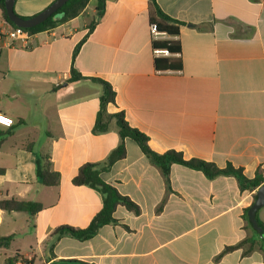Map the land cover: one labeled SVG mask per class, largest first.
<instances>
[{"label": "crops", "instance_id": "1", "mask_svg": "<svg viewBox=\"0 0 264 264\" xmlns=\"http://www.w3.org/2000/svg\"><path fill=\"white\" fill-rule=\"evenodd\" d=\"M54 1L16 0L14 11L32 18ZM97 6L90 0L78 17L34 35L30 50L1 54L0 112L15 124L0 126V201L38 202L42 210L33 217L0 210V235L14 236L10 248H0V264L16 254L50 264L52 252L89 264H264V240L244 219L257 190L242 192L234 177L208 180L174 164L167 192L160 170L131 138L126 157L101 176L141 214L119 206L118 225L88 241L52 239L61 226L86 228L100 211L101 193L73 179L87 163L103 165L121 142L116 119L107 132L94 131L104 90L91 78L116 93L106 114L123 112L153 151L231 163L248 178L264 171V0H158L183 23L179 36L164 40L179 42L181 53L168 56L152 47L150 26L159 21L152 2L105 0L100 19ZM0 27L9 28L1 9ZM157 58L180 59L182 70H157ZM73 71L85 79L71 82ZM44 157L60 174L57 186L37 175ZM257 216L264 224V207ZM248 238L255 241L249 253L247 245L217 259Z\"/></svg>", "mask_w": 264, "mask_h": 264}, {"label": "trees", "instance_id": "2", "mask_svg": "<svg viewBox=\"0 0 264 264\" xmlns=\"http://www.w3.org/2000/svg\"><path fill=\"white\" fill-rule=\"evenodd\" d=\"M149 1L154 5L155 12L159 18V21L154 23L157 25L159 31L166 32L169 36H179L180 27L183 25V23L164 14L157 6L158 0ZM89 2L90 0H69L54 16L49 18L44 23L30 29H23L32 35H36L46 30L56 28L57 26L78 17L88 6ZM97 7L99 12L98 17L100 19L105 9V0H98ZM0 9L3 12V16L6 21L10 25L15 26L8 19L5 9V0H0ZM92 28L93 26L89 28L90 32L92 31ZM152 47L154 49H166L170 54L181 53V46L179 42L152 41ZM78 48L79 46H77L75 50L74 58L78 52ZM155 67L157 70L163 69L165 71H181L182 62L180 59L175 60L169 58H157L155 60ZM81 79L85 78L76 71H73L70 81L74 82ZM90 80L100 84L104 90L94 131L98 134L107 132L110 121L112 119H116L117 125L119 127L121 142L119 146L110 154L103 165L87 163L79 168L77 175L73 179L74 185L88 186L101 193L103 202L100 211L95 215L91 223L86 228H75L68 225L57 228L51 235L52 239H54V242L61 239L62 237H70L81 242L88 241L95 237L102 227L106 225H118L119 221L115 218L114 213L119 206L125 207L128 211L134 213L136 216L141 214V207L137 203H135L129 197L122 195L115 187L106 183L101 176L103 172L108 171L116 162L126 157V138H131L134 140L140 147L142 153L152 163V165L156 166L160 170L166 184L167 192L172 190L170 186V170L174 164L200 171L208 180H214L222 176L234 177L238 182L240 191L242 192L247 190L255 191L264 184V171L262 170H258L254 178H248L244 174V170L242 168H237L231 163H228L225 167H219L213 162H208L198 158L186 159L181 152L176 150H169L162 154L153 151L149 146V138L139 130L130 127V125L125 120V115L123 112L113 115L106 114L107 105H115L116 93L112 86L102 79L91 78ZM4 174L5 170L0 168V176ZM37 175L40 178L42 184L48 187L57 186L60 182V174L52 170L50 163L45 157L37 161ZM164 204L165 200L157 208L158 213L162 211ZM0 210L8 213H26L33 217L42 210V205L38 202L10 198L0 201ZM248 211L249 208L244 211V219L248 222V225L252 227V224L249 222ZM258 223L264 229V224L259 219ZM126 229L129 228L126 226ZM255 233L258 236V233ZM13 240L14 236L4 237L0 235V248H10ZM254 243V240L248 238L235 246L226 247L225 250L217 257V259H220L228 252L241 249L247 245L251 246L249 250L246 251V253H249ZM52 247L53 245L51 246V251ZM51 258L52 262L50 264H89L78 260L57 259L53 252L51 253ZM19 261H21L22 264H34L32 260H27L20 254H16L13 257L7 258L5 264H17Z\"/></svg>", "mask_w": 264, "mask_h": 264}, {"label": "water", "instance_id": "3", "mask_svg": "<svg viewBox=\"0 0 264 264\" xmlns=\"http://www.w3.org/2000/svg\"><path fill=\"white\" fill-rule=\"evenodd\" d=\"M69 0H55L48 8L41 13L28 19H23L18 16L14 11L16 0H5V9L10 22L15 26L30 29L36 27L49 18L54 16ZM264 207V184L256 191V199L253 205L249 208L248 218L252 224L253 229L258 233L259 237L264 240V229L259 225L257 214L260 209Z\"/></svg>", "mask_w": 264, "mask_h": 264}, {"label": "built area", "instance_id": "4", "mask_svg": "<svg viewBox=\"0 0 264 264\" xmlns=\"http://www.w3.org/2000/svg\"><path fill=\"white\" fill-rule=\"evenodd\" d=\"M8 23V22H7ZM9 28L5 30L0 27V57L4 49L6 48H21L23 50H30L32 48V39L34 35L26 32L23 28L18 26H12L8 23ZM52 29L46 30V32H51ZM150 33L152 36V41H164L169 35L166 32L159 31L156 24H151ZM154 53L156 55L168 56L169 52L166 49H155ZM0 117L4 120L9 121L5 123L4 120H0V126L5 128H12L14 126V120L1 113ZM17 264H22L19 261Z\"/></svg>", "mask_w": 264, "mask_h": 264}, {"label": "snow or ice", "instance_id": "5", "mask_svg": "<svg viewBox=\"0 0 264 264\" xmlns=\"http://www.w3.org/2000/svg\"><path fill=\"white\" fill-rule=\"evenodd\" d=\"M0 120H4L3 117H0ZM5 123H8L9 121L4 120Z\"/></svg>", "mask_w": 264, "mask_h": 264}]
</instances>
